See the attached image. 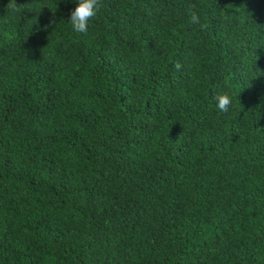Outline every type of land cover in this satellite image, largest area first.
Segmentation results:
<instances>
[{"label":"trees","instance_id":"trees-1","mask_svg":"<svg viewBox=\"0 0 264 264\" xmlns=\"http://www.w3.org/2000/svg\"><path fill=\"white\" fill-rule=\"evenodd\" d=\"M99 4L0 0V264H264V0Z\"/></svg>","mask_w":264,"mask_h":264},{"label":"clouds","instance_id":"clouds-1","mask_svg":"<svg viewBox=\"0 0 264 264\" xmlns=\"http://www.w3.org/2000/svg\"><path fill=\"white\" fill-rule=\"evenodd\" d=\"M76 7L70 12L69 24L75 33L86 34L89 30L90 21L99 11V0H74ZM190 23L200 24L201 17L193 12L189 17ZM233 101L228 92H220L215 97V105L221 112H227Z\"/></svg>","mask_w":264,"mask_h":264}]
</instances>
